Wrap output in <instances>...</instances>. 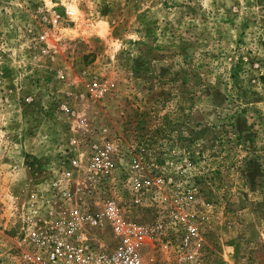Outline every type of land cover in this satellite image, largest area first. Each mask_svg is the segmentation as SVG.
Masks as SVG:
<instances>
[{"label": "rangeland", "instance_id": "rangeland-1", "mask_svg": "<svg viewBox=\"0 0 264 264\" xmlns=\"http://www.w3.org/2000/svg\"><path fill=\"white\" fill-rule=\"evenodd\" d=\"M105 142L210 205L198 264H264V0H0V264Z\"/></svg>", "mask_w": 264, "mask_h": 264}, {"label": "built area", "instance_id": "built-area-1", "mask_svg": "<svg viewBox=\"0 0 264 264\" xmlns=\"http://www.w3.org/2000/svg\"><path fill=\"white\" fill-rule=\"evenodd\" d=\"M89 155L93 157L75 185L80 212L54 211L31 219L6 264H152L149 251L162 264H198L210 205L197 199L196 190L171 179L165 184L148 154L122 153L114 143L105 142ZM72 174L64 168L51 181V189L63 200L62 194L72 188ZM107 189L111 198H102ZM125 203L151 209L153 218L148 222L129 218ZM109 226L117 243L97 244L98 234Z\"/></svg>", "mask_w": 264, "mask_h": 264}]
</instances>
